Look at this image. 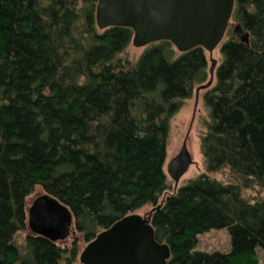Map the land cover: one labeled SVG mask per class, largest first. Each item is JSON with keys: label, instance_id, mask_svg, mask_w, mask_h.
Listing matches in <instances>:
<instances>
[{"label": "trees", "instance_id": "16d2710c", "mask_svg": "<svg viewBox=\"0 0 264 264\" xmlns=\"http://www.w3.org/2000/svg\"><path fill=\"white\" fill-rule=\"evenodd\" d=\"M95 2L0 0V264L76 258L75 238L68 249L32 233L15 244L37 185L67 205L84 243L151 206L167 264H258L264 197L250 200L237 183L205 173L164 194L168 118L206 79L204 49L179 52L162 39L121 62L131 29H98ZM218 51L202 93L205 169L226 167L241 187L264 191V0H234ZM212 228L227 230V252L195 249L197 234Z\"/></svg>", "mask_w": 264, "mask_h": 264}, {"label": "water", "instance_id": "95a60500", "mask_svg": "<svg viewBox=\"0 0 264 264\" xmlns=\"http://www.w3.org/2000/svg\"><path fill=\"white\" fill-rule=\"evenodd\" d=\"M233 5L234 0H96L94 22L98 29L130 28V42L136 47L162 39L179 52L202 47L211 63L208 79L196 87L197 93L212 82L215 61L211 52L224 36ZM241 39L246 40L245 34ZM185 140L186 135L178 152L165 165L174 188L192 162ZM151 210L128 213L98 231L79 252V263L167 264L169 249L166 243L154 238L149 221ZM26 227L30 233L51 242L62 241L74 233L73 215L67 205L42 191L29 200Z\"/></svg>", "mask_w": 264, "mask_h": 264}, {"label": "rangeland", "instance_id": "374dc122", "mask_svg": "<svg viewBox=\"0 0 264 264\" xmlns=\"http://www.w3.org/2000/svg\"><path fill=\"white\" fill-rule=\"evenodd\" d=\"M231 28L233 30L234 26H231ZM144 48H146V45L136 47L133 46L131 42H129L125 46V48H123L119 53L116 54V57L121 62L127 61L128 63H133L144 50ZM205 55L208 61L206 79L203 82L195 83L191 94L187 98L179 100L180 104L177 110L168 118L167 137L165 141V160L163 164L164 172L166 163L172 156H174L178 152L185 135L186 148L191 155L192 162L186 172L179 178L175 188L173 186V181L166 175L169 188H167L164 194L174 191L178 186L185 184L189 180L195 178L198 174L205 173L207 176L215 178L224 183H237L241 188V194L250 200L259 198L261 199L264 197V191L260 190L254 185L241 187L239 178H237L232 172H230L228 168L222 167L214 171H207L205 169V165L203 162L204 160L201 153V137L206 131L209 118L207 108L204 106V103L202 101V93L204 89H199L198 92L195 93L196 87H198L200 84L205 83V81L208 79V68L211 61L209 60V55L207 52H205ZM211 58L215 61V65L220 60L218 46L215 47V49H213V51L211 52ZM39 193H42V189L37 185L33 188L31 193L25 197V209L29 204V200L34 195H37ZM150 208L151 206H147V208L145 207L144 209L139 210L137 213L143 214V211H148ZM27 233L30 232L26 226L24 227V229L18 230L15 233L14 242L18 247L22 246L24 237ZM74 238L77 239L78 247L76 258L72 261H68L67 253L65 251L58 264H80L78 261V255L84 247L85 243L80 240V235L78 232L74 230V233L72 235H69L62 241H57L56 244L62 248L65 247L68 249ZM196 238L197 241L195 244V249L197 250L206 252H227L230 249L229 235L225 228L209 229L205 232L197 234ZM256 254L258 264H264V249L257 248Z\"/></svg>", "mask_w": 264, "mask_h": 264}, {"label": "flooded vegetation", "instance_id": "af4514ba", "mask_svg": "<svg viewBox=\"0 0 264 264\" xmlns=\"http://www.w3.org/2000/svg\"><path fill=\"white\" fill-rule=\"evenodd\" d=\"M54 243H56V242H54ZM86 243H87V242H86ZM86 243H85V244H86Z\"/></svg>", "mask_w": 264, "mask_h": 264}]
</instances>
